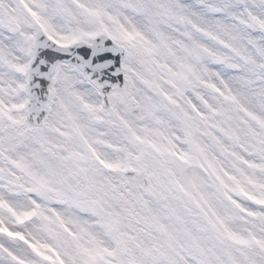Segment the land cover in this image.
<instances>
[{"label": "snow or ice", "instance_id": "1", "mask_svg": "<svg viewBox=\"0 0 264 264\" xmlns=\"http://www.w3.org/2000/svg\"><path fill=\"white\" fill-rule=\"evenodd\" d=\"M0 264H264V0H0Z\"/></svg>", "mask_w": 264, "mask_h": 264}]
</instances>
